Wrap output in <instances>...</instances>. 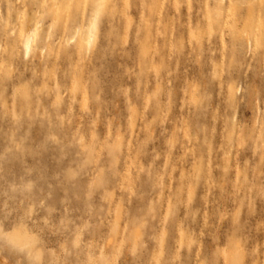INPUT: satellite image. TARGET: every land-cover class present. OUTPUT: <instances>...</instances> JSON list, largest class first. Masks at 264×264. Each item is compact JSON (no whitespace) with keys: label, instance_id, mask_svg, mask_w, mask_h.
Wrapping results in <instances>:
<instances>
[{"label":"clouds","instance_id":"obj_1","mask_svg":"<svg viewBox=\"0 0 264 264\" xmlns=\"http://www.w3.org/2000/svg\"><path fill=\"white\" fill-rule=\"evenodd\" d=\"M0 264H264V0H0Z\"/></svg>","mask_w":264,"mask_h":264}]
</instances>
